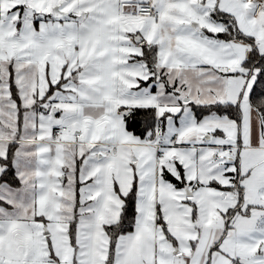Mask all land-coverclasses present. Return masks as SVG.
<instances>
[{
  "label": "snow or ice",
  "instance_id": "obj_1",
  "mask_svg": "<svg viewBox=\"0 0 264 264\" xmlns=\"http://www.w3.org/2000/svg\"><path fill=\"white\" fill-rule=\"evenodd\" d=\"M0 264H264V0H0Z\"/></svg>",
  "mask_w": 264,
  "mask_h": 264
}]
</instances>
